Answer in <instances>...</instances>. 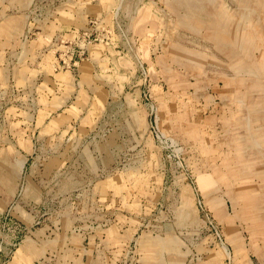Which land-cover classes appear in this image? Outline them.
<instances>
[{
	"label": "rangeland",
	"instance_id": "1",
	"mask_svg": "<svg viewBox=\"0 0 264 264\" xmlns=\"http://www.w3.org/2000/svg\"><path fill=\"white\" fill-rule=\"evenodd\" d=\"M0 264H264V0H0Z\"/></svg>",
	"mask_w": 264,
	"mask_h": 264
}]
</instances>
